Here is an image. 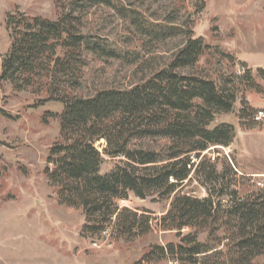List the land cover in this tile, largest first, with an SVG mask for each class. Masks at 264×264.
<instances>
[{
	"label": "trees",
	"instance_id": "obj_1",
	"mask_svg": "<svg viewBox=\"0 0 264 264\" xmlns=\"http://www.w3.org/2000/svg\"><path fill=\"white\" fill-rule=\"evenodd\" d=\"M53 1L56 20L20 12L6 16L10 47L0 64V82L17 92L45 90L49 100L63 105L55 116L60 138L49 149L44 169L58 203L82 211L84 234L110 229L132 239L152 230V218L145 211L120 208L118 202L129 193L142 200L172 198L156 221L162 231L175 232L176 242L151 246L135 264H254L264 257V186L241 194L239 187L250 178L239 177L227 161L220 167L218 158L202 157L210 147L227 148L233 142L232 126L209 125L236 102L228 80L183 73L208 49L203 40L173 26L150 24L122 2L117 7L112 0ZM100 6L132 17L157 39L168 33L183 34L185 40L169 64L131 88L71 96L81 86L88 52L102 50L82 32L86 11ZM239 117L246 118L244 110ZM101 141L102 151L96 146ZM107 158L116 163L102 173ZM193 175L206 197L183 192Z\"/></svg>",
	"mask_w": 264,
	"mask_h": 264
},
{
	"label": "rangeland",
	"instance_id": "obj_2",
	"mask_svg": "<svg viewBox=\"0 0 264 264\" xmlns=\"http://www.w3.org/2000/svg\"><path fill=\"white\" fill-rule=\"evenodd\" d=\"M122 2L150 24L173 26L201 38L208 49L192 69L196 74L223 83L236 92L231 112L215 115L209 128L227 124L234 139L227 148L214 146L202 157L227 161L239 177L250 181L239 187L245 194L264 186V0H112ZM20 12L29 17L56 20L53 0H0V64L10 47L6 16ZM152 31V30H151ZM82 32L102 50L86 55L81 86L71 96L88 97L102 89H128L165 67L184 43V35L157 39L135 19L122 18L100 6L84 14ZM178 32V31H174ZM179 34V33H178ZM114 52V57H111ZM63 105L49 100L45 90L17 92L0 82V264H135L153 245L176 242L174 231H162L157 219L169 209L172 198L144 200L129 193L120 208L147 212L152 230L137 238L84 234L81 210L60 205L56 189L44 174L49 149L60 138ZM244 110L246 118L240 119ZM105 143L96 144L100 151ZM159 145L155 143L154 147ZM116 161L106 159L102 173ZM183 192L198 198L206 189L193 175ZM205 234L199 236L205 240ZM162 264H168L166 262ZM254 264H264V257Z\"/></svg>",
	"mask_w": 264,
	"mask_h": 264
},
{
	"label": "built area",
	"instance_id": "obj_3",
	"mask_svg": "<svg viewBox=\"0 0 264 264\" xmlns=\"http://www.w3.org/2000/svg\"><path fill=\"white\" fill-rule=\"evenodd\" d=\"M264 119V112L260 111L255 114L254 120L261 122Z\"/></svg>",
	"mask_w": 264,
	"mask_h": 264
}]
</instances>
